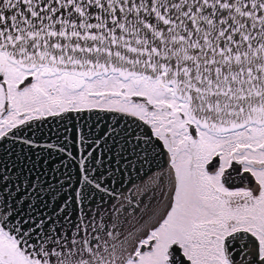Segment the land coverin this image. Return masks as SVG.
<instances>
[{
  "label": "snow or ice",
  "instance_id": "obj_1",
  "mask_svg": "<svg viewBox=\"0 0 264 264\" xmlns=\"http://www.w3.org/2000/svg\"><path fill=\"white\" fill-rule=\"evenodd\" d=\"M0 264H264V0H0Z\"/></svg>",
  "mask_w": 264,
  "mask_h": 264
}]
</instances>
